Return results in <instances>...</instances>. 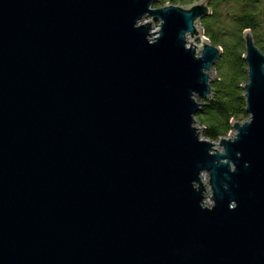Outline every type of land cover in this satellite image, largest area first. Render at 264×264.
Segmentation results:
<instances>
[{
	"label": "water",
	"instance_id": "obj_1",
	"mask_svg": "<svg viewBox=\"0 0 264 264\" xmlns=\"http://www.w3.org/2000/svg\"><path fill=\"white\" fill-rule=\"evenodd\" d=\"M155 1L0 0V264H264V53L203 139L211 0Z\"/></svg>",
	"mask_w": 264,
	"mask_h": 264
},
{
	"label": "trees",
	"instance_id": "obj_2",
	"mask_svg": "<svg viewBox=\"0 0 264 264\" xmlns=\"http://www.w3.org/2000/svg\"><path fill=\"white\" fill-rule=\"evenodd\" d=\"M200 0H156L155 8L166 4L192 5ZM212 15L201 21L210 42L223 50L215 70L213 96L196 116L203 138L219 142L232 132L233 122H244L246 100L242 86L248 82L244 34L251 31L264 53V0H211Z\"/></svg>",
	"mask_w": 264,
	"mask_h": 264
},
{
	"label": "rangeland",
	"instance_id": "obj_3",
	"mask_svg": "<svg viewBox=\"0 0 264 264\" xmlns=\"http://www.w3.org/2000/svg\"><path fill=\"white\" fill-rule=\"evenodd\" d=\"M179 6L187 7V6H190V5H179ZM158 30H159V23H155V24H154V31H153V32H156V31H158ZM199 44H200V41H194V45H199ZM197 127H198V129H200L201 132L203 133V130H204V129H203L200 125H197ZM202 133H201V137L203 138ZM232 133H236L235 130H232V132L230 133V135H229L228 137H231ZM228 137H227V138H228ZM203 139H205V138H203ZM206 140H207V139H206ZM211 142H212V141H211ZM213 143L218 144L219 142H213ZM205 181H206V178H205ZM206 204H207L208 206H210V205H211V201H210L209 199H207V200H206Z\"/></svg>",
	"mask_w": 264,
	"mask_h": 264
},
{
	"label": "clouds",
	"instance_id": "obj_4",
	"mask_svg": "<svg viewBox=\"0 0 264 264\" xmlns=\"http://www.w3.org/2000/svg\"><path fill=\"white\" fill-rule=\"evenodd\" d=\"M262 69H264V66H262ZM217 151L223 153L225 151L224 148H218ZM231 208L235 209L236 208V202L233 200V202L231 203Z\"/></svg>",
	"mask_w": 264,
	"mask_h": 264
},
{
	"label": "bare ground",
	"instance_id": "obj_5",
	"mask_svg": "<svg viewBox=\"0 0 264 264\" xmlns=\"http://www.w3.org/2000/svg\"><path fill=\"white\" fill-rule=\"evenodd\" d=\"M204 179V178H203Z\"/></svg>",
	"mask_w": 264,
	"mask_h": 264
}]
</instances>
